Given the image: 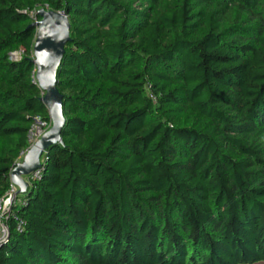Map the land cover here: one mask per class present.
<instances>
[{"label":"trees","instance_id":"obj_1","mask_svg":"<svg viewBox=\"0 0 264 264\" xmlns=\"http://www.w3.org/2000/svg\"><path fill=\"white\" fill-rule=\"evenodd\" d=\"M39 8L69 22L65 121L0 264L264 263V0H0V199L49 119Z\"/></svg>","mask_w":264,"mask_h":264},{"label":"water","instance_id":"obj_2","mask_svg":"<svg viewBox=\"0 0 264 264\" xmlns=\"http://www.w3.org/2000/svg\"><path fill=\"white\" fill-rule=\"evenodd\" d=\"M38 17L30 24L35 28L32 63L35 66V79L41 91L39 101L45 105L50 128L32 145L16 162L9 172L11 183L18 189L16 193L24 192L28 182L23 177L31 175L40 166V157L48 147L61 141L60 130L64 124L62 112V95L57 88V69L69 40V22L66 13L39 8Z\"/></svg>","mask_w":264,"mask_h":264},{"label":"built area","instance_id":"obj_3","mask_svg":"<svg viewBox=\"0 0 264 264\" xmlns=\"http://www.w3.org/2000/svg\"><path fill=\"white\" fill-rule=\"evenodd\" d=\"M22 52H12L10 55V58L12 60H18L21 57ZM51 126V121L50 119L48 120H42L40 118H36L33 122V124L31 125L28 134H27V148L21 152L20 157L23 158V156L25 155L26 151L32 146L34 145V143L41 137V135L47 131ZM39 176V171L36 170L34 171L31 175L30 178H35ZM15 188L12 186L9 191L6 193V195L0 199V242L3 241L7 235V228L4 225L3 222V214L9 209L4 208V206L6 205L7 202H9L10 200V204L11 202H13V198H15V194L16 191H14ZM3 207V208H2ZM9 207V206H8ZM21 227V223L19 222L17 224V228L20 229Z\"/></svg>","mask_w":264,"mask_h":264},{"label":"rangeland","instance_id":"obj_4","mask_svg":"<svg viewBox=\"0 0 264 264\" xmlns=\"http://www.w3.org/2000/svg\"><path fill=\"white\" fill-rule=\"evenodd\" d=\"M17 189H18V188H16L14 191H17ZM13 199H15V198H13ZM10 201H11V200H10ZM10 201H9V202H10ZM13 201H14V200H13ZM9 202L6 203V205L4 206V208L6 207V208L8 209V208L10 207V205H9L10 203H9ZM11 203H12V202H11ZM8 206H9V207H8ZM2 208H3V207H2ZM6 208H5V209H6ZM258 264H264V263H258Z\"/></svg>","mask_w":264,"mask_h":264}]
</instances>
